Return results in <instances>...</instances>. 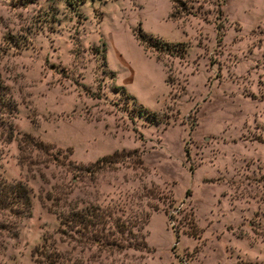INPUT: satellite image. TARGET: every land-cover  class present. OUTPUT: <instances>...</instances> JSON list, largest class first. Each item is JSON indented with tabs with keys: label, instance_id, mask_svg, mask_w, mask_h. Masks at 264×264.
<instances>
[{
	"label": "rangeland",
	"instance_id": "374dc122",
	"mask_svg": "<svg viewBox=\"0 0 264 264\" xmlns=\"http://www.w3.org/2000/svg\"><path fill=\"white\" fill-rule=\"evenodd\" d=\"M214 3L0 0V178L31 203L0 264H264V0ZM90 204L99 245L62 222Z\"/></svg>",
	"mask_w": 264,
	"mask_h": 264
},
{
	"label": "trees",
	"instance_id": "16d2710c",
	"mask_svg": "<svg viewBox=\"0 0 264 264\" xmlns=\"http://www.w3.org/2000/svg\"><path fill=\"white\" fill-rule=\"evenodd\" d=\"M74 1H83V0H66L67 3H72ZM222 1L223 0H216V3H214V12L216 15L220 14L219 5L222 3ZM170 16H172V14H170ZM217 19H218L217 17L214 18L213 26H214L215 38L216 40L219 41V39L221 38L220 30L222 28V25L220 20ZM134 36L137 42L142 46L144 41L150 45L156 44V42H158V40L151 37L150 35H147L144 31H142L139 26L135 28ZM148 41L152 42L153 44L149 43ZM159 43H164L165 45L168 46L170 45L179 46L180 47L179 49H181V51L182 49H185L183 42H173V43L159 42ZM129 96L132 99V101L134 102L136 101L133 96H131L130 94ZM137 104H138L137 107L139 109H142L143 106L139 103ZM21 141H24L25 143L27 142L31 143L34 147L37 148H42L47 145L41 140L33 138L28 133H21L20 138L18 139L19 147L22 145ZM115 154L116 152L114 151L109 155L97 158L93 164L95 163L98 164L100 162H103L107 158H111ZM187 194L188 191L185 190L184 195L186 196ZM30 204L31 203H30L28 189L20 180L6 181L0 178V209H6L14 213L29 215ZM105 215L110 217V213H108L107 211L103 209L102 210L99 209L97 205L90 204L81 208L80 210H71L65 215L62 222L66 225L68 224L72 226L75 225L76 228L74 229L78 231L80 234H83L82 239L84 242L89 241V243H95L96 245H99L101 241L106 242L110 238L108 236L109 234L108 227L105 226V222H106ZM113 224L116 225L121 232L124 229L126 230L127 234L131 233L128 223H124L123 221L117 222V218H115L113 219ZM135 228L140 229V227L137 226ZM172 231L175 233V236H177V232L175 230ZM186 234L192 237L198 235L197 230L192 225V223L188 225ZM132 237H133L132 242H128L126 244V247H130L132 249H137V250L145 247L142 233L140 232L133 233Z\"/></svg>",
	"mask_w": 264,
	"mask_h": 264
}]
</instances>
